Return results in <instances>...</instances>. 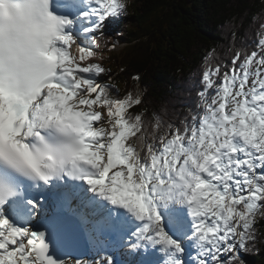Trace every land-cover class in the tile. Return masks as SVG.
I'll list each match as a JSON object with an SVG mask.
<instances>
[{
    "label": "snow or ice",
    "instance_id": "obj_1",
    "mask_svg": "<svg viewBox=\"0 0 264 264\" xmlns=\"http://www.w3.org/2000/svg\"><path fill=\"white\" fill-rule=\"evenodd\" d=\"M128 7L0 0V264H243L255 242L264 23L254 50L202 71L198 115L149 131L139 94L114 95L85 63ZM80 232L97 259L54 256Z\"/></svg>",
    "mask_w": 264,
    "mask_h": 264
},
{
    "label": "trees",
    "instance_id": "obj_2",
    "mask_svg": "<svg viewBox=\"0 0 264 264\" xmlns=\"http://www.w3.org/2000/svg\"><path fill=\"white\" fill-rule=\"evenodd\" d=\"M262 23L264 0H129L120 20L108 24L122 47L101 61L107 72L100 82L114 85L121 98L139 94L141 103L130 111L142 114L149 131L156 118L161 131L182 127V120L201 112L197 93L208 63L223 73L238 49H255ZM257 221L254 257L245 252L243 264H264V217Z\"/></svg>",
    "mask_w": 264,
    "mask_h": 264
},
{
    "label": "rangeland",
    "instance_id": "obj_3",
    "mask_svg": "<svg viewBox=\"0 0 264 264\" xmlns=\"http://www.w3.org/2000/svg\"><path fill=\"white\" fill-rule=\"evenodd\" d=\"M103 35H100V34H97V37H96V41H95V44H96V49L95 51L100 54L96 57H93L91 60L89 61H86L85 63H101V61H104L105 59H107L109 56H111L113 54V52H115L116 54L120 52L121 50V47H116L114 50L112 51H108L107 48L108 46L112 45L113 44V41L116 37V33H117V30L115 28H112V27H109L107 25V27L105 29H103ZM115 43V42H114ZM232 46H236L239 47L238 44L236 43H231V47ZM70 52L72 55L76 56L74 52H72V50L70 49ZM102 57V58H101ZM211 57H209L208 60H210ZM208 65L210 66H213L212 64H209ZM83 66V65H82ZM191 115V112L188 116V118L190 117ZM259 217V216H258ZM257 217V218H258ZM250 255L251 257L253 258L254 255H253V251L250 252ZM243 258V257H242ZM244 260H246V258H243ZM87 260H94V256L92 255L89 259ZM250 263V262H249ZM249 263H246V264H249ZM104 264H106V261L104 262Z\"/></svg>",
    "mask_w": 264,
    "mask_h": 264
},
{
    "label": "water",
    "instance_id": "obj_4",
    "mask_svg": "<svg viewBox=\"0 0 264 264\" xmlns=\"http://www.w3.org/2000/svg\"><path fill=\"white\" fill-rule=\"evenodd\" d=\"M90 246L85 233L80 232L76 238L68 244L58 247L54 251V256L57 258L73 257L83 260L87 258Z\"/></svg>",
    "mask_w": 264,
    "mask_h": 264
},
{
    "label": "bare ground",
    "instance_id": "obj_5",
    "mask_svg": "<svg viewBox=\"0 0 264 264\" xmlns=\"http://www.w3.org/2000/svg\"><path fill=\"white\" fill-rule=\"evenodd\" d=\"M87 238H88V236H87ZM254 243H255V242H254ZM254 243L252 244V246L254 245ZM88 244H89V241H88ZM89 246H90V245H89ZM252 246H251V247H252ZM252 248H253V247H252ZM252 248L250 249V252H251ZM88 255H89V256H88L89 258L93 255V256H94V260L98 258L97 253L94 252V251L91 249V247H90V249H89V251H88ZM241 255H242L243 258H246V259H247L246 253H241ZM89 258H88V259H89ZM250 263H251V262H250Z\"/></svg>",
    "mask_w": 264,
    "mask_h": 264
}]
</instances>
